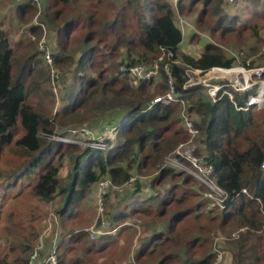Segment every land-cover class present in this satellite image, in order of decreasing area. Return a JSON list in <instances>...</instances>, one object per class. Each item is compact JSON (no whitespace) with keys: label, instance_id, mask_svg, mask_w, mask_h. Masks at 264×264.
<instances>
[{"label":"trees","instance_id":"obj_1","mask_svg":"<svg viewBox=\"0 0 264 264\" xmlns=\"http://www.w3.org/2000/svg\"><path fill=\"white\" fill-rule=\"evenodd\" d=\"M1 1L0 9L16 6V17L22 22L29 21L23 17L30 13L35 17L14 46L9 32L0 29V158L9 147L23 158L7 174L3 192L17 190L23 180L36 176L32 196L48 204L60 196L62 206V231L53 228V223L50 231L40 236L21 234L19 238L17 226L8 230L14 237L10 254L24 255L13 262L29 264L38 251L33 263L37 264L55 250L58 264H85L83 255L91 256V250L96 257L102 255L110 242L137 226L143 236L136 253L132 257L133 242L121 264H213L217 255L210 247L200 259L193 258L190 250L202 248L201 240L208 242L204 235L210 233V228L202 224L203 216L217 213L223 226L233 222L241 229L236 238L220 242L231 254V264H264V219L258 202L264 206V112L238 111L227 97L214 103L203 87L185 89L188 68L207 73L217 67L231 68L235 60L212 44H205L199 55L186 52L184 34L177 26L179 14L190 16L201 2L204 9L199 27L209 19L211 33L236 37L250 34L260 40V47L264 45L260 35L264 31V0H234L240 9L233 15L221 12L224 0H190V6L186 3L189 0H128L122 7L115 0H81L78 17L66 16L68 8L79 7L77 0ZM80 26L84 38L77 57L67 53L65 39ZM47 32L53 38V54ZM194 36L192 33L188 43ZM43 40L46 51L40 49ZM47 53L53 66L47 61ZM109 60L113 63L105 67ZM154 62L159 63V76L151 81L134 82L120 71L122 66ZM167 64L170 74L165 70ZM68 67L71 77L63 79L62 72H68ZM158 80L160 83L155 85ZM75 83L80 86L77 95L64 97L55 110L57 94L66 89L68 92ZM172 87L176 96L187 103L188 114L198 118L195 125L201 133L203 155L213 164L217 183L231 199L225 210L204 199L208 189L192 175L164 167L165 158L188 139L184 129L176 128L179 103L152 105L156 97L166 95ZM252 93H236L237 104L245 105ZM105 118L116 129L106 141V151L81 150L79 145L41 137L65 133L73 126L97 129ZM66 158L71 163L70 173L63 178L60 173ZM131 178L136 179L131 184L134 191L112 210L110 219V210L105 208L106 221L116 234L87 243L88 233L79 232L77 219L84 201L101 181L111 180L120 188L129 186ZM184 220L195 223V234L181 225ZM159 222L163 226L153 228ZM146 233L151 234L146 237ZM172 249L177 253L167 251ZM0 264L10 262L3 259Z\"/></svg>","mask_w":264,"mask_h":264},{"label":"rangeland","instance_id":"obj_2","mask_svg":"<svg viewBox=\"0 0 264 264\" xmlns=\"http://www.w3.org/2000/svg\"><path fill=\"white\" fill-rule=\"evenodd\" d=\"M80 1L81 0H77V2H79L78 3L79 7L77 6L75 10L71 8H68L66 10V16L78 17L79 12L81 11ZM115 1L120 5V7H122L128 0H115ZM2 2L3 1H1L0 3ZM186 3L188 6H190V0L187 1ZM203 9L204 7L202 6V3L199 2L197 5L194 6L193 13L190 16L181 14L182 16H178L177 18V26L181 30H183L186 34V42L184 46L185 49L187 48V45L191 43L190 44L191 45L190 49H192L191 53H193L194 55L195 54L199 55L203 52L204 50L203 46L205 44H212L219 47L228 58L235 60L233 67H240L244 65L246 67H251V68H262V67L264 68V45L260 47L257 46V44L260 43V40H257L255 36H252L250 34L249 35L247 34L248 36H246V34H243L239 37H236L232 35L224 36L221 35L220 33H211L210 27H212V24L209 19L206 20V23H204L203 27H199L198 19L200 18ZM221 9H222L221 11L222 13L233 15L239 12L240 7L239 4L234 3V0L233 1L224 0ZM31 15L32 14L30 13L28 17H23L26 21L27 19H29L28 22H22L21 20H18V18L16 17V6H12L9 9H2V8L0 9V29L7 30L9 32L10 34L9 39H12V43H11L12 46H14L15 40H19V38L25 36V34L27 33L26 31L28 29L27 27L30 26L31 23L33 24L35 22V17L33 19ZM82 29L83 27L80 26V28H77L74 32L70 34V38L65 39L67 46L66 51L69 55L76 54L77 57H79L81 47L83 45V38H84V32L82 31ZM192 33H195L197 36L196 37L194 36V40L188 43V41L192 37ZM260 35H262V37L264 38V31L261 32ZM31 39L32 41H36V39L33 36L31 37ZM47 41H48L50 53L53 54L54 51V47L52 46L53 38L52 36H49L48 32H47ZM109 63L112 64L113 63L112 60H109V62L105 65V67H109ZM72 64H73L72 66L73 68L76 67V61L72 62ZM67 71L68 72L61 71L63 79L64 78L69 79L71 77V73L69 72V67L67 68ZM95 71H97V68L94 70V72ZM63 73L65 76L63 75ZM203 76L204 74L199 76L191 75L192 83H197L198 79H202ZM213 76H215L214 72L210 71L209 75L205 77H213ZM68 82L70 84V80ZM158 82L160 83V80L155 81V85L158 84ZM79 87H80L79 83H75V85L69 88L68 92L66 91L67 90L66 89L62 93H58V94L56 93L57 104L55 110H58L60 108V102L63 100L64 97L66 98L68 96V99L75 97L78 93ZM54 91L57 90L54 89ZM154 91L155 88L153 87L152 92ZM251 91L255 92L256 94L259 93L258 87H254L253 90ZM30 100L31 103H35L33 98H30ZM254 109L256 114L264 112V108L262 109L254 108ZM180 111L177 118V120L179 121L176 127L177 129H183L181 124ZM191 118H193L195 122L198 121V118L195 115H192ZM108 121L109 120L108 119L106 120L105 118L104 120L100 121L99 128L91 129V130L100 133L102 128L104 129L107 126V124L110 123V121L109 122ZM70 128L75 129L81 127L73 126ZM79 148L81 150H86L83 147H79ZM13 151L15 150L10 147L6 148L4 154L0 158V261H2L3 259H7L10 262V264H15L13 262L14 258L18 257L20 259L24 257V255L20 252L15 255L10 254V251H12L11 242L14 237L11 235V233L8 230L14 229L15 226H17L18 231L16 233L18 234V237L21 238V234L32 236L35 233H37L39 234V236L45 235L50 231L49 229L51 228L50 225L52 223H53V228L54 226L55 227L57 226V230L59 229V227H60L59 230L62 229V224L59 221L61 216L60 214H62L59 213L62 208V206L60 207L61 197L59 196L54 200L53 203L50 204L44 203L40 201L38 198L33 197L31 190H32V186H34L35 183L37 182L36 176L23 180L24 181L23 186H20V188H18L17 190H14L9 193H7L8 191L3 192L5 188L3 186H5L7 183V178H8L7 174L12 169L18 167L23 161V158L14 154ZM64 163L65 165L61 170L60 176L66 178L70 173L69 171H70L71 163L68 158L64 160ZM134 189L135 187L130 184L127 187L123 186L118 189L111 190V192L105 198V208L106 206H108L110 210L109 219L113 214L112 210L119 205V203L123 200L124 197L126 196L128 197L129 193L131 194L134 191ZM84 203H85L84 206L79 211V215L77 216V219L79 224L82 225V227L87 226V228L88 227L91 228L94 225L99 213V204L96 194L94 193L93 195L88 197V199H86ZM181 207H183V205L180 206V208ZM106 211H108V209L105 210V212ZM77 219H75V222L77 221ZM207 222H209V227ZM162 223L163 222L157 223V225L154 226L153 228L157 227L158 224L159 226L162 227L163 226ZM202 224L205 227L210 228V233L204 235V238L208 242L204 243L201 240V243L204 244L203 247L200 249L199 247L192 248L197 250H190L191 256L195 259H200V257H203L201 256L203 255V253L205 254L207 251L209 252L208 247H210L211 251L213 253H216L217 255V259L214 260V263L220 261L219 264H231V260H232L231 254L226 251L227 249L226 246L221 245L220 242L217 241V239L219 238L220 235L228 239L236 238L241 229L240 230L237 229L234 226L233 222L229 224H225L223 226L221 224V218L217 213L203 216ZM181 225L190 227L189 230L191 231V233L195 234L196 227L194 222L188 223L187 221H185V223H181ZM211 225H214V227H212ZM129 228L130 229L127 230L128 232H126V234L122 239H119L118 241L110 242L108 244L109 247H107V249L109 250L107 256L112 257L110 260L111 262H114L117 257L124 258L126 255L125 250L128 249V246L131 245L133 242L136 241L137 243L140 242L143 235L142 232L139 231V228H137V226H133L132 228L131 227ZM149 230L152 231L153 229H148L147 232ZM218 233H220V235H218ZM196 235L198 236V233H196ZM86 241L89 244L92 243L90 233H88V236L86 237ZM135 246L133 249L132 257H134L136 253L137 247ZM167 251L177 253L176 250L174 249ZM76 253L77 252H75L74 255ZM83 257L85 258L86 264H89L87 262L90 261H92L91 264H94L93 259H96L95 255H93V257L88 255H83ZM47 259L48 258H46L45 260L46 262ZM45 261L44 260L38 261L37 264H43ZM106 264L109 263L106 262Z\"/></svg>","mask_w":264,"mask_h":264},{"label":"built area","instance_id":"obj_3","mask_svg":"<svg viewBox=\"0 0 264 264\" xmlns=\"http://www.w3.org/2000/svg\"><path fill=\"white\" fill-rule=\"evenodd\" d=\"M175 2H178V0H175ZM40 49L46 51L45 40L40 43ZM163 56L159 58L160 61L164 59ZM47 61L50 66H53V60L49 53H47ZM176 63L179 64L178 61ZM165 70L170 74L169 64L165 66ZM120 71L123 75L130 77L134 82L151 81L159 76V63L154 62L152 65L140 64L132 67L122 66ZM211 71L214 72L215 76L205 77L209 75L210 71L203 73L201 70L188 68L186 70L188 81L185 85V89L203 87L206 89L208 97L214 103L227 97L234 103L238 111L247 112L253 107H257L258 109L264 108V81L262 80L264 76L263 67L251 68L243 65L231 68H213ZM202 74H204L202 79H198L197 83H192L191 75L199 76ZM55 77L58 78L57 75H55ZM169 79L172 84L173 79L171 75H169ZM254 87H259V93L249 96L245 106L238 105L235 100V92L246 93L253 90ZM174 103H179L182 107L180 113L181 124L182 128L188 134V139L179 144V146L165 158L164 167H172L192 175L197 183L204 185L208 189L204 193V199L209 201L212 206L224 210L227 208V202L231 199L227 192L214 178L215 169L213 164L208 163L205 155L201 153V133L196 127L194 120L188 114L186 102L176 96L174 88L172 87L166 95L154 99L152 105L162 104L167 106ZM115 130V127H105L100 133H98L87 127H81L69 129L65 133L55 135L41 134V136L42 138L59 141L65 144L79 145L85 149L93 148L106 151L108 149L106 141L112 134H114ZM262 169H264V161L262 163ZM135 180V178H131L129 184H132ZM113 189L118 188L111 180L101 181L97 186L96 197L99 202V211L101 214L103 212V202L105 197ZM242 192L247 194L246 190H243ZM258 202L261 204V212L264 215V206L260 200H258ZM101 228L102 230L107 228L105 222L102 223ZM94 233L96 235L103 234L102 231H94ZM96 235L93 236V239H96ZM222 239L223 238H219V241ZM38 255V251H35L29 264H33L37 260ZM47 262L49 264H58V257L55 250L51 252ZM219 263L220 261H217V263L214 264Z\"/></svg>","mask_w":264,"mask_h":264},{"label":"clouds","instance_id":"obj_4","mask_svg":"<svg viewBox=\"0 0 264 264\" xmlns=\"http://www.w3.org/2000/svg\"><path fill=\"white\" fill-rule=\"evenodd\" d=\"M175 2V1H174ZM179 16H181L180 14H179ZM182 32L185 34V32L182 30ZM217 68H219V67H217ZM195 70H199V69H195ZM202 71V70H201ZM264 77V76H263ZM262 80L264 81V78H262ZM258 89H259V87H258ZM259 91H260V89H259ZM253 91H249V92H246V93H252ZM239 94H244V93H239ZM235 95H236V92H235ZM252 95H256V93H252ZM252 95H250V96H252ZM157 98V97H156ZM249 98V96L247 97V99ZM247 99H246V102H247ZM185 101V100H184ZM172 105V104H171ZM186 105H187V103H186ZM245 105H246V103H245ZM245 105H242V106H245ZM167 106H169V105H167ZM254 108H257V107H253V108H251V110L252 109H254ZM181 110H182V107H181ZM243 112H245V111H243ZM248 112V111H247ZM180 113H181V111H180ZM193 119V118H192ZM179 122V121H178ZM195 122V121H194ZM106 127H115V126H113V125H107ZM88 128V127H87ZM60 133H63V132H60ZM112 136H113V134H112ZM111 136V137H112ZM110 137V138H111ZM109 138V139H110ZM108 139V140H109ZM65 144V143H64ZM71 145H73V144H71ZM174 151V150H173ZM201 153L203 154V148H202V145H201ZM215 178V177H214ZM217 181V180H216ZM98 186V185H97ZM97 186H96V188H95V191H94V193L96 194V189H97ZM108 196V195H107ZM106 198V197H105ZM98 204H99V202H98ZM225 210V209H224ZM261 214H262V216H263V219H264V215H263V213L261 212ZM103 222H105L106 223V225H107V228L105 229V230H102V223ZM94 231H102L103 232V234H101V235H96L95 233H94ZM79 232H86V233H90V236H91V239H92V241H95L97 238H99V237H101L102 235H109V234H111V235H115L116 234V230H110V228H109V225H108V222L106 221V216H105V200H104V202H103V212H102V214L100 213V211H99V213H98V217H97V219H96V221H95V223H94V225L91 227V228H88L87 230H80ZM96 235V239H93V236H95ZM219 238H223L222 240H220L219 241ZM219 238L217 239V241L218 242H224V241H228L229 239L228 238H226V237H223V236H219Z\"/></svg>","mask_w":264,"mask_h":264},{"label":"crops","instance_id":"obj_5","mask_svg":"<svg viewBox=\"0 0 264 264\" xmlns=\"http://www.w3.org/2000/svg\"><path fill=\"white\" fill-rule=\"evenodd\" d=\"M190 36H191V35H190ZM185 42H186V34H184V43H183V47L185 46ZM190 44H191V43H190ZM190 44H188V45H187V48L184 49L186 52H189V53H190L191 50H192V49H190V47H191ZM195 55H196V54H195ZM184 221H186V220H184ZM184 221H183V222H184ZM183 222H182V223H183ZM93 223H94V222H93ZM92 225H93V224H92ZM92 225H91V226H92ZM91 226H90V227H91ZM88 228H89V227H88ZM88 228H87V226L82 227V225H80V227H78L79 230H87ZM77 231H78V230H77ZM150 234H151V233H146L145 236L147 237V236H149ZM123 237H124V235H122V236L120 237V239H122ZM132 245H133V247H131V249H134V246H135V245H136L135 247H138V243H137V241L134 242V244H132ZM106 250H107V251H106ZM91 251H92V252H91V256H92L95 252H93V250H91ZM105 251H106V252H105ZM104 253H105V254H104ZM107 253H108V249H105V250L103 251L102 255H98V257H96V259H93V260H94V263L96 262L95 264H102V262L105 261L106 259L111 260L112 257L107 256ZM83 261H84V259H83ZM83 261H82V262H83ZM84 262H85V264H86V261H84ZM121 262L125 263V259H124V258H121V257H120V258L117 257V258L115 259L114 262L107 261V263H109V264H121ZM87 263H90V262H87Z\"/></svg>","mask_w":264,"mask_h":264}]
</instances>
